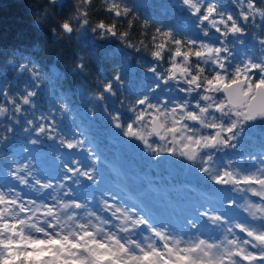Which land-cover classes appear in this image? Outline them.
I'll use <instances>...</instances> for the list:
<instances>
[{
  "label": "snow or ice",
  "instance_id": "1",
  "mask_svg": "<svg viewBox=\"0 0 264 264\" xmlns=\"http://www.w3.org/2000/svg\"><path fill=\"white\" fill-rule=\"evenodd\" d=\"M231 4L234 10L224 11L218 0H175L171 7L186 20L177 29L142 16L136 5L129 10V0H104L110 23L96 27L111 39H136V55L150 69L152 83L137 96L135 122L129 123L131 115L122 118L132 136L105 145L93 134L97 119L87 112L70 109L59 119L49 112L41 135L80 138L79 153L70 143L64 148L62 176L47 153L17 150L11 137L0 138L4 160L16 163L7 172L0 165V264H264V38L257 39L264 37V0ZM141 24L143 41L137 39ZM5 95L0 88V99ZM37 95L42 104L46 94ZM5 103L25 117L13 123L5 116L0 131L22 134L25 145L32 139L35 149L39 105L33 99L29 111V100L16 96ZM138 125L146 135L137 136ZM108 145L136 148L149 165L195 176L196 185H174L194 199L183 207L171 203L162 214L148 197L155 186L135 194L116 182L123 167L108 158ZM33 160L38 174L29 167ZM81 182L96 191L65 190Z\"/></svg>",
  "mask_w": 264,
  "mask_h": 264
},
{
  "label": "clouds",
  "instance_id": "2",
  "mask_svg": "<svg viewBox=\"0 0 264 264\" xmlns=\"http://www.w3.org/2000/svg\"><path fill=\"white\" fill-rule=\"evenodd\" d=\"M30 3L34 7L35 23L39 27L47 26L52 36V40L48 44L44 55L51 57L54 62L58 61L67 69L63 71L64 77L72 78L76 91L81 93L82 97H77V100L80 101L79 103H70V97L67 91L61 88L60 82L54 79L49 80L48 73L43 70L42 66L33 57L29 56L21 60L17 65V57L13 54H8L4 57V64L9 68H14V78L22 75L25 79L23 83L19 84V87H16L10 80H0V88L4 89L6 93L0 99V120H3L7 116L13 123H16L18 122V118L25 117V112L17 111L16 106L14 104H6V100L12 99L13 96L28 99V108L31 111L34 106L33 99H35V104L39 105V107L34 118L40 123L41 127L36 129L34 136L38 135L40 139L35 141L37 146L35 149L30 147L33 143L32 139H27L26 146H29L31 153L39 150L47 142L48 151L46 152V159L50 166L57 169L55 175L62 176L63 173L58 171V169L66 155L64 148L70 143L77 147V153H79L80 138L65 139L59 133H54L50 137L46 131L41 135V131L46 128L43 120L51 119L48 113H54L59 119L68 114L70 109H79L82 112H87L89 118L103 119L107 125H110L109 129L118 136H124L125 142L127 143L132 134L127 131V125L123 123L122 118L127 119L131 115L133 119L129 123L135 122V118L139 115L136 110V105L139 103L137 96L141 95L145 90H132L130 83L124 78L126 69L131 65L132 61H135L138 69H143L146 73L150 69H146L144 67V60L136 55V39L126 38L123 41L111 39L104 30L96 27L97 24L101 23L107 27L110 23L104 0H98L95 8L91 7L92 0H30ZM65 6H67L65 14L63 16L57 15V10ZM134 6L135 4L132 0H129V10ZM101 8L104 11H98ZM85 10H88V15L82 16L81 13ZM123 16L124 10L123 6H121V17L123 18ZM49 21H52V23H49ZM65 25L68 26L67 29ZM123 30L129 32V37L134 35L127 26ZM262 38L264 37L257 36V39ZM137 39L140 41L145 39L143 24H141V34ZM85 41L93 50L100 49L106 43L112 44V49L108 51L104 58H118L120 62L111 64L107 69L101 63L94 70L92 67V58L82 46ZM125 45H130V47H126ZM36 50H39V46L36 47ZM114 50H118L117 56L112 55ZM137 61L140 62L137 63ZM53 67H56L55 63L50 65L49 70ZM56 70L60 72L61 69L57 68ZM144 79L152 83L150 76H144ZM38 92L40 95L46 94L43 104H41L40 96L37 95ZM21 93H24V95L21 96ZM63 97L68 98L64 99ZM71 118V115H69V119ZM27 125L29 128L35 127L32 119H27ZM138 128V137L146 135L142 126L138 125ZM10 137L11 142H13L15 136L11 132L0 131V138L9 140ZM52 140H55L54 144ZM25 163H27V160H25ZM0 165L7 172L8 167H15L16 163L12 162L11 157H8L7 161H5L3 154L0 153ZM33 165L35 166L33 167ZM29 167H32L34 173H39L40 165L38 161L33 160L29 164ZM76 170L79 171V166H77ZM80 175L82 176L84 174L81 173ZM73 179L79 180V177L73 176ZM52 182V180L48 181V183ZM62 182L57 181V183ZM65 190L77 195L96 191L94 187L87 186L83 182H81V186L72 185L68 186ZM113 191L119 193L118 189H113Z\"/></svg>",
  "mask_w": 264,
  "mask_h": 264
},
{
  "label": "trees",
  "instance_id": "3",
  "mask_svg": "<svg viewBox=\"0 0 264 264\" xmlns=\"http://www.w3.org/2000/svg\"><path fill=\"white\" fill-rule=\"evenodd\" d=\"M132 2L139 8L142 16H156L177 29L182 28L186 23L181 10L171 7L172 4L169 0H160V3L154 0L147 3L141 0H132ZM163 2L166 10L163 8ZM218 2L224 11L234 10L231 0H218ZM66 8L67 6L58 9L57 15L63 16ZM49 23H52V21H49ZM246 39L251 42V36ZM51 40L52 36L47 26L39 27L35 23L34 7L30 0H0V80H10L16 87H19V84L23 83L25 78L22 75L14 78V68H9L4 64V57L8 54L15 55L17 57L16 64L18 65L21 60L31 56L42 66L49 77L60 82L61 88L66 90L70 97V103H79L77 97H82V94L76 91L72 78L64 77L63 71L67 69L58 61L54 62L51 57L44 55ZM37 46H39V50H36ZM82 46L91 56L94 70L101 63L107 69L111 64L120 62L118 58H104L108 51L112 49V44L106 43L98 50H93L91 46L87 45L86 41ZM54 63L56 67L49 70L50 65ZM57 68L61 69L60 72H57ZM147 75L143 69L136 67L135 61H132L126 69L124 78L130 83L133 91L146 90L151 83L144 79V76ZM93 134L105 145H107L108 139H118V135L108 128L103 119H97ZM252 134L259 137L260 132L255 131ZM257 142L259 141L257 140ZM12 143L17 150L26 146L25 137L22 134L15 137ZM39 151L44 153L48 151L47 142L39 148ZM106 155L114 165L123 167L124 174L116 180L117 183H126L127 187L135 194H139L145 185L155 186V192H149L148 197L150 202L164 215L168 214L169 204L174 203L183 207L194 199L193 194L187 188L174 185H196L198 178L195 176L177 173L170 165H149L146 161L141 160L139 150L136 148L126 146L112 148L108 145ZM105 174L107 175V173Z\"/></svg>",
  "mask_w": 264,
  "mask_h": 264
},
{
  "label": "rangeland",
  "instance_id": "4",
  "mask_svg": "<svg viewBox=\"0 0 264 264\" xmlns=\"http://www.w3.org/2000/svg\"><path fill=\"white\" fill-rule=\"evenodd\" d=\"M141 1H143L144 3H147L150 0H141ZM154 1H157V3H160V0H154ZM169 1L171 4L174 3V0H169ZM163 8L166 10L164 2H163ZM164 9H162V11H164Z\"/></svg>",
  "mask_w": 264,
  "mask_h": 264
}]
</instances>
